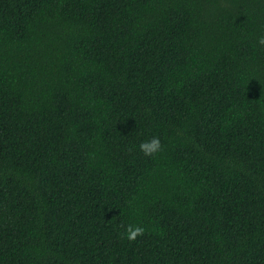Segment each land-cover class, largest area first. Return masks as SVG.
<instances>
[{
  "label": "trees",
  "instance_id": "1",
  "mask_svg": "<svg viewBox=\"0 0 264 264\" xmlns=\"http://www.w3.org/2000/svg\"><path fill=\"white\" fill-rule=\"evenodd\" d=\"M261 37L264 0H0V264H264Z\"/></svg>",
  "mask_w": 264,
  "mask_h": 264
},
{
  "label": "clouds",
  "instance_id": "2",
  "mask_svg": "<svg viewBox=\"0 0 264 264\" xmlns=\"http://www.w3.org/2000/svg\"><path fill=\"white\" fill-rule=\"evenodd\" d=\"M261 44H264V37L260 38L259 41ZM141 149L144 151L146 155H151L161 148V143L158 137H153L151 140L144 142L140 145ZM143 232V228L136 226L134 229L129 226L127 228V238L134 239L138 234Z\"/></svg>",
  "mask_w": 264,
  "mask_h": 264
}]
</instances>
